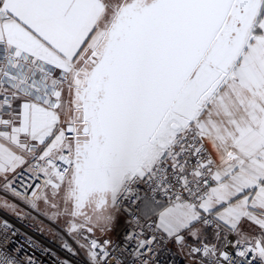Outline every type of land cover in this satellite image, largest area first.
Masks as SVG:
<instances>
[{"label":"snow or ice","instance_id":"snow-or-ice-1","mask_svg":"<svg viewBox=\"0 0 264 264\" xmlns=\"http://www.w3.org/2000/svg\"><path fill=\"white\" fill-rule=\"evenodd\" d=\"M44 256L264 264V0H0V264Z\"/></svg>","mask_w":264,"mask_h":264},{"label":"built area","instance_id":"built-area-1","mask_svg":"<svg viewBox=\"0 0 264 264\" xmlns=\"http://www.w3.org/2000/svg\"><path fill=\"white\" fill-rule=\"evenodd\" d=\"M39 239L45 246H51L59 250V245L52 242L48 237L40 236ZM39 255V253L37 254ZM43 264H54L53 258L51 256H44L41 257ZM180 264H183L182 260L180 261Z\"/></svg>","mask_w":264,"mask_h":264}]
</instances>
